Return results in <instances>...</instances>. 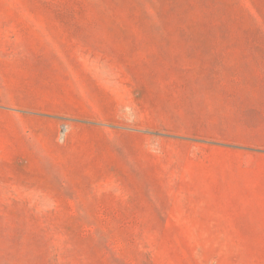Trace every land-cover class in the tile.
Returning <instances> with one entry per match:
<instances>
[{
	"label": "rangeland",
	"instance_id": "1",
	"mask_svg": "<svg viewBox=\"0 0 264 264\" xmlns=\"http://www.w3.org/2000/svg\"><path fill=\"white\" fill-rule=\"evenodd\" d=\"M0 61L34 62L0 106V264H264V178L202 193L136 119L152 67L264 61V0H0Z\"/></svg>",
	"mask_w": 264,
	"mask_h": 264
},
{
	"label": "crops",
	"instance_id": "2",
	"mask_svg": "<svg viewBox=\"0 0 264 264\" xmlns=\"http://www.w3.org/2000/svg\"><path fill=\"white\" fill-rule=\"evenodd\" d=\"M167 62L147 70L152 77L168 78L152 92L163 100L136 112L147 138L177 144L174 151L168 145L153 153L186 155L200 170L193 176L200 182L191 184L202 193H235L242 183L255 186L258 176L264 178V61ZM33 64L0 61V91H8L0 93V106L18 104L11 91L25 88L18 82L27 80L30 72L24 67ZM127 73L125 67L106 72L110 79Z\"/></svg>",
	"mask_w": 264,
	"mask_h": 264
}]
</instances>
